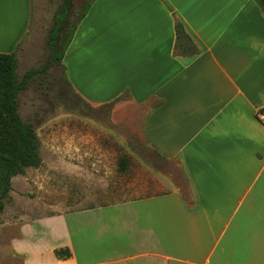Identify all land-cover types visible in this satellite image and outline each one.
I'll return each mask as SVG.
<instances>
[{"label": "crops", "instance_id": "obj_1", "mask_svg": "<svg viewBox=\"0 0 264 264\" xmlns=\"http://www.w3.org/2000/svg\"><path fill=\"white\" fill-rule=\"evenodd\" d=\"M34 31L33 0H0V54L15 55L17 76ZM59 68L93 108L127 95L113 113H133L186 195L101 203L98 177L67 163L72 140L48 136L42 151L38 139L43 167L13 177L5 200L15 181L31 188L29 171L49 185L75 178L83 198L62 213L37 198L8 214L4 204L0 264H264V14L254 0H93Z\"/></svg>", "mask_w": 264, "mask_h": 264}, {"label": "rangeland", "instance_id": "obj_2", "mask_svg": "<svg viewBox=\"0 0 264 264\" xmlns=\"http://www.w3.org/2000/svg\"><path fill=\"white\" fill-rule=\"evenodd\" d=\"M61 2L33 0L34 37L28 50V61L22 60L19 79L25 72L46 65L49 59L46 38ZM89 2L74 0L71 22L82 6ZM17 103L21 120L34 125L42 151L41 143L48 136L72 140L77 152L76 156L67 157V163L98 177L99 202L135 200L167 191L186 195L185 181L177 166L152 155L143 141L142 132H137L128 118L133 113L125 114L119 109V112L113 113L115 105L130 106L127 95L111 104L93 108L73 92L60 68L53 66L29 81L28 88L18 96ZM56 164L60 166V163ZM40 167L43 166L37 169ZM29 172L31 176L26 179L31 188L22 181L14 182L17 197L12 201L4 200L7 214L17 209L25 210L32 198L49 202L53 206L52 213L68 211L70 208L65 205H72V210L79 208V197H83L76 191L75 178L52 177L49 185L43 183L42 174L37 177L33 171ZM37 180L39 185L35 187L33 182Z\"/></svg>", "mask_w": 264, "mask_h": 264}, {"label": "trees", "instance_id": "obj_3", "mask_svg": "<svg viewBox=\"0 0 264 264\" xmlns=\"http://www.w3.org/2000/svg\"><path fill=\"white\" fill-rule=\"evenodd\" d=\"M92 1L82 6L71 22L74 0H62L46 38L49 59L45 66L29 70L19 79L15 55L0 54V213L4 208V200L11 191V179L23 175L26 169H37L41 165L34 125L21 120L17 98L28 88L30 80L53 66H61L64 53ZM254 1L264 14V0ZM175 31L177 37L184 34L180 24H176ZM54 255L60 260L70 257L65 249L55 250Z\"/></svg>", "mask_w": 264, "mask_h": 264}, {"label": "built area", "instance_id": "obj_4", "mask_svg": "<svg viewBox=\"0 0 264 264\" xmlns=\"http://www.w3.org/2000/svg\"><path fill=\"white\" fill-rule=\"evenodd\" d=\"M258 119H259V121L263 122V124H264V111L258 115Z\"/></svg>", "mask_w": 264, "mask_h": 264}]
</instances>
